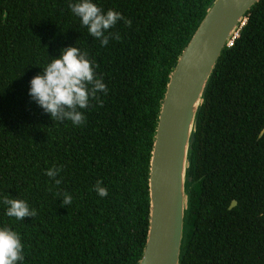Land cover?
<instances>
[{"label": "trees", "instance_id": "1", "mask_svg": "<svg viewBox=\"0 0 264 264\" xmlns=\"http://www.w3.org/2000/svg\"><path fill=\"white\" fill-rule=\"evenodd\" d=\"M0 0V227L18 232L23 264H139L149 231V171L161 103L180 55L215 0H93L121 20L107 46L70 3ZM5 13H7L5 15ZM98 65L109 91L86 123L55 122L29 96L30 81L61 49ZM63 170L56 179L45 172ZM210 194L209 223L190 225L193 181ZM100 180L108 195L94 190ZM180 264H264V0L246 15L209 80L189 151ZM72 196L62 207L63 194ZM37 211L5 215L2 198ZM231 199L238 206L228 211ZM201 213L204 215L202 208Z\"/></svg>", "mask_w": 264, "mask_h": 264}, {"label": "water", "instance_id": "2", "mask_svg": "<svg viewBox=\"0 0 264 264\" xmlns=\"http://www.w3.org/2000/svg\"><path fill=\"white\" fill-rule=\"evenodd\" d=\"M259 1L215 0L169 77L151 154L149 231L139 264H180L189 151L197 114L224 49Z\"/></svg>", "mask_w": 264, "mask_h": 264}, {"label": "clouds", "instance_id": "3", "mask_svg": "<svg viewBox=\"0 0 264 264\" xmlns=\"http://www.w3.org/2000/svg\"><path fill=\"white\" fill-rule=\"evenodd\" d=\"M69 8L80 18L82 26L87 27L90 36L100 41L101 46H107L111 39H120L119 33L111 30L121 20L128 26L132 23L121 12L113 9L105 11L93 0H77L70 3ZM97 67L88 58L87 51L76 46L63 48L59 58H53L43 67V72L30 81L29 96L55 122L67 120L75 126H83L86 123L83 110L91 109L93 102L103 106L98 93L107 95L109 91L103 78L97 75ZM62 170L63 165L53 166L45 174L55 180L56 185H60L62 180L56 177ZM94 190L101 198L108 195L107 188L100 180L96 182ZM72 199L71 195L64 193L61 206L71 205ZM2 203L6 207L5 215L9 218L24 221L26 217H36L38 214L27 201L19 198L5 195ZM24 260V244L20 234L11 227H0V264H23Z\"/></svg>", "mask_w": 264, "mask_h": 264}, {"label": "flooded vegetation", "instance_id": "4", "mask_svg": "<svg viewBox=\"0 0 264 264\" xmlns=\"http://www.w3.org/2000/svg\"><path fill=\"white\" fill-rule=\"evenodd\" d=\"M200 180H196L191 182V205H190V225L192 228L196 229V226L198 225L199 218H202V220H205L207 224L209 223V217L212 213V207L216 205L214 197H212L210 194H207L205 197L201 195L199 192L201 188L198 186ZM238 206V201L236 199H231L228 205V211L234 210ZM201 208L204 213L202 215Z\"/></svg>", "mask_w": 264, "mask_h": 264}, {"label": "built area", "instance_id": "5", "mask_svg": "<svg viewBox=\"0 0 264 264\" xmlns=\"http://www.w3.org/2000/svg\"><path fill=\"white\" fill-rule=\"evenodd\" d=\"M245 23H246V21L242 22V23L236 28V30L234 31V33H233V35H232V38H231V40H230L228 46H232L233 43H234V40H235L236 38L239 37L240 31H241L242 27L245 25Z\"/></svg>", "mask_w": 264, "mask_h": 264}]
</instances>
